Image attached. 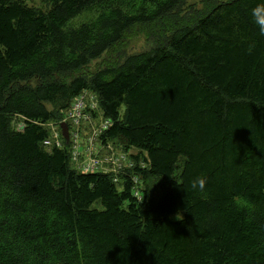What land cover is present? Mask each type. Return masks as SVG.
<instances>
[{
    "label": "trees",
    "instance_id": "trees-1",
    "mask_svg": "<svg viewBox=\"0 0 264 264\" xmlns=\"http://www.w3.org/2000/svg\"><path fill=\"white\" fill-rule=\"evenodd\" d=\"M45 1L0 0V264H264V37L250 16L264 0L218 2L164 44L66 79L181 0ZM87 90L92 121L109 120L80 141L94 172L64 137L43 145Z\"/></svg>",
    "mask_w": 264,
    "mask_h": 264
},
{
    "label": "rangeland",
    "instance_id": "rangeland-1",
    "mask_svg": "<svg viewBox=\"0 0 264 264\" xmlns=\"http://www.w3.org/2000/svg\"><path fill=\"white\" fill-rule=\"evenodd\" d=\"M28 5L46 9L47 3L45 0H24ZM225 0H181L171 11L159 17L155 21L144 24H135L131 26L123 35L121 40L108 49H106L98 57L91 59L85 66L78 70L67 71L59 75L58 78L66 79L68 77L82 75L88 77L96 72L98 69L105 66L116 65L120 63L123 58L129 54L147 50L153 46L164 44L171 34L174 27L181 23L193 22L201 14L205 13L210 7L218 2ZM57 78V76H55ZM30 84L36 83L35 79H31ZM63 113V112H62ZM96 126L102 121L103 116L98 112L96 117H93ZM54 120L46 122L45 126L52 127ZM69 132H72L75 125L71 120H67ZM20 121L18 118L14 119L13 125L19 128ZM56 124V123H55ZM18 125V126H17ZM88 124L82 121L80 124V131L86 128ZM50 130V128H48ZM82 133V132H81ZM81 140V135H80ZM82 147V145H81ZM133 152V150H130ZM142 158L138 160V164L144 166ZM155 193L163 191L165 182L162 177L152 176L146 179ZM99 206V203L95 202Z\"/></svg>",
    "mask_w": 264,
    "mask_h": 264
},
{
    "label": "built area",
    "instance_id": "built-area-1",
    "mask_svg": "<svg viewBox=\"0 0 264 264\" xmlns=\"http://www.w3.org/2000/svg\"><path fill=\"white\" fill-rule=\"evenodd\" d=\"M98 107L97 96L95 93L87 90L80 92L79 95L75 96L71 101L68 108L62 113L63 118L62 120L66 121L71 120L75 127L72 132H69V142H70V153H71V160L76 164V167L81 170L82 172H94L103 161L99 159L97 156L91 153V149L85 148L84 158H82L83 150L81 149L80 144V124L82 121H85L87 124L90 125V136H96L100 134L103 129H105L108 124L109 120L102 118V121L99 122L98 126L92 121V112L96 110ZM69 127V126H68ZM49 130V135L47 138L43 140V145L47 148L61 147L63 144V137L61 136L58 123H54ZM91 138H88L90 142ZM123 156L120 155V158ZM113 168L110 172L119 173L126 168H130L132 164L124 163L117 160L113 161ZM118 175L115 174L113 179L117 180ZM131 180L133 182V193L139 197V176L137 174L131 175Z\"/></svg>",
    "mask_w": 264,
    "mask_h": 264
},
{
    "label": "clouds",
    "instance_id": "clouds-1",
    "mask_svg": "<svg viewBox=\"0 0 264 264\" xmlns=\"http://www.w3.org/2000/svg\"><path fill=\"white\" fill-rule=\"evenodd\" d=\"M251 21L256 28L258 35L264 37V3H259L250 11ZM250 46V49L251 50ZM206 180L203 177H198L191 182V188L197 191L205 189Z\"/></svg>",
    "mask_w": 264,
    "mask_h": 264
},
{
    "label": "water",
    "instance_id": "water-1",
    "mask_svg": "<svg viewBox=\"0 0 264 264\" xmlns=\"http://www.w3.org/2000/svg\"><path fill=\"white\" fill-rule=\"evenodd\" d=\"M59 126L61 128L62 135L64 136L66 142H68L69 137H68V131H67L68 130L67 124L65 122L61 121L59 123ZM21 127H23V124L21 125Z\"/></svg>",
    "mask_w": 264,
    "mask_h": 264
},
{
    "label": "crops",
    "instance_id": "crops-1",
    "mask_svg": "<svg viewBox=\"0 0 264 264\" xmlns=\"http://www.w3.org/2000/svg\"><path fill=\"white\" fill-rule=\"evenodd\" d=\"M89 131H90V125L88 124V125L86 126V128H84V129L82 130V133L80 134V135H81V141H83V138L89 133ZM85 145H86V141H85L84 146H85ZM84 146H83V147H84ZM83 147H81L82 150H84Z\"/></svg>",
    "mask_w": 264,
    "mask_h": 264
},
{
    "label": "bare ground",
    "instance_id": "bare-ground-1",
    "mask_svg": "<svg viewBox=\"0 0 264 264\" xmlns=\"http://www.w3.org/2000/svg\"><path fill=\"white\" fill-rule=\"evenodd\" d=\"M132 182V181H131Z\"/></svg>",
    "mask_w": 264,
    "mask_h": 264
}]
</instances>
